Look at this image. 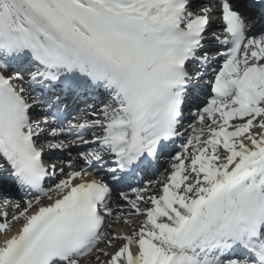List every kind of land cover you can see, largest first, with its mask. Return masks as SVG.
Returning <instances> with one entry per match:
<instances>
[{"label": "snow or ice", "instance_id": "1", "mask_svg": "<svg viewBox=\"0 0 264 264\" xmlns=\"http://www.w3.org/2000/svg\"><path fill=\"white\" fill-rule=\"evenodd\" d=\"M6 184L39 195L0 210V264H264V0H0Z\"/></svg>", "mask_w": 264, "mask_h": 264}, {"label": "bare ground", "instance_id": "2", "mask_svg": "<svg viewBox=\"0 0 264 264\" xmlns=\"http://www.w3.org/2000/svg\"><path fill=\"white\" fill-rule=\"evenodd\" d=\"M15 208H12V205H10V210L8 211L9 212V218L11 217V215L13 213H15ZM132 223H130L129 225H125L124 223L120 222V223H117V222H114L113 223V227L110 229L111 232H119V233H122V234H130L135 228L138 227V225L141 223V220L138 221L137 220H133L131 221ZM121 242L119 241H115L113 242V247L112 248H105V251H108V252H112L115 250V248H118L119 245H120ZM101 259H104V257H101ZM95 260L91 261V263H94Z\"/></svg>", "mask_w": 264, "mask_h": 264}]
</instances>
